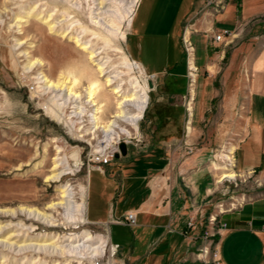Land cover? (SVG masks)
Wrapping results in <instances>:
<instances>
[{
    "label": "crops",
    "instance_id": "0c3cea01",
    "mask_svg": "<svg viewBox=\"0 0 264 264\" xmlns=\"http://www.w3.org/2000/svg\"><path fill=\"white\" fill-rule=\"evenodd\" d=\"M185 30L199 70L186 154L141 160L148 165L122 170L120 181L101 174L100 213L92 219L88 203L87 218L86 203V220L106 228L118 247L116 264H202L198 252L210 215L221 228L214 238L221 264H264V185L255 199L213 209V169L207 165L216 148H222L221 163L233 149L239 176L254 175L264 184V0L139 1L128 51L173 100L165 105H172L175 129L184 127ZM128 213L136 214V226L117 222ZM189 218H196L194 229L187 227Z\"/></svg>",
    "mask_w": 264,
    "mask_h": 264
},
{
    "label": "rangeland",
    "instance_id": "374dc122",
    "mask_svg": "<svg viewBox=\"0 0 264 264\" xmlns=\"http://www.w3.org/2000/svg\"><path fill=\"white\" fill-rule=\"evenodd\" d=\"M136 5L137 0H0V264H96L98 258H104L103 264H116L117 255L111 256L110 244L105 248V256L104 252L99 256L86 252L60 255L49 248L26 246L52 242L68 244L71 239H76L74 244H83L86 233H92L109 243L106 228L92 222L76 228L75 221L67 219L61 209L53 213L56 228L23 215L15 218L8 210L21 206L44 209L52 201L58 200L61 187H68L73 205L87 203L88 218L89 203L90 216L94 219L95 213H100L96 191L102 175L120 181L122 170H132L133 166L139 164L148 165L141 160L186 154L185 145L189 135L186 112L184 127L173 128V119L178 121L171 113L172 105L167 107L165 104L174 102L163 96L162 85L155 79L148 82L138 69L130 71L123 63V53L132 59L128 51L129 21ZM48 18L50 23L56 25L53 31L45 23ZM123 33L125 38L122 37ZM74 37H79L80 43H87L99 53L98 58L107 63L108 74H119L125 81L126 90L130 88L133 77L141 83L143 81L142 84L147 81L149 86V105L138 122L139 129H132V142L123 143L126 156L120 150V156L104 167L103 172L96 171L89 163V151L98 147L89 143L91 138L82 137L79 130L83 124L79 116H74L73 105L63 106L60 112L65 117L58 118L47 107L53 104L57 109V101L38 88L37 76L40 71L28 72L29 69L25 68L29 61L24 55L26 51H31L32 57L44 62L43 71L53 80L69 67L87 63V53L75 43ZM82 79L83 83H87V78ZM184 87L187 94L188 78ZM182 106L185 109L184 103ZM87 110L81 116H88L93 111L89 107ZM110 115L105 112L101 118L107 121ZM68 118L76 121L74 129L66 123ZM128 128L131 130V127ZM86 131H91V128ZM117 131L111 133L116 135ZM98 132L102 131L90 135L96 137ZM216 149L210 154L207 164L213 169V209L228 210L238 202L259 197V189L264 184L254 175L243 173V177H240L242 173L237 171L236 163L234 170L238 176L217 182L218 171L212 162L224 163L218 159L222 148ZM58 150H61L60 171L63 176L59 182H55L48 180V177L52 174L53 159L58 156Z\"/></svg>",
    "mask_w": 264,
    "mask_h": 264
},
{
    "label": "bare ground",
    "instance_id": "6f19581e",
    "mask_svg": "<svg viewBox=\"0 0 264 264\" xmlns=\"http://www.w3.org/2000/svg\"><path fill=\"white\" fill-rule=\"evenodd\" d=\"M139 1L140 0H137V5ZM135 11L136 9L134 10V14ZM132 19L133 17L130 18L129 21L130 26L132 24ZM45 23L49 24L50 31L55 30L56 25L50 23V18L45 20ZM122 37L125 38L124 33L122 34ZM80 42L81 39L79 37H76L75 43H77L81 47L82 51L87 53V63L77 64L74 67H69L66 71L62 73L60 72L57 79L55 80L50 78L43 71L44 62L40 59L32 57L31 51L24 52V55L29 59L28 64L25 68L29 69L28 72L36 69L40 71L37 76V79H39V82L37 84H40L38 88L42 91H45L44 94L51 95V99L53 101H57V109L53 104L47 105V107L58 118L62 119L63 117H65L60 111L61 108L63 106H67V104L73 105L75 117L85 114L86 111H89L87 110V108L89 107L90 109H93V111L90 112V115H88L89 123L93 125V129L92 127H90L91 131L93 130V135H96V131L101 130V133L109 134L110 137H112V139L114 140L119 139L122 136L132 137V129L136 131L139 129L138 122L143 118L145 110L146 108H148L149 86L147 81L142 84L143 81L141 83L138 78L133 77V79L130 81V88H127L126 90V88L124 87V79H121V76L119 74H115L113 76L108 74L109 72H107V63L102 62L103 60H100L98 58L99 53L97 54L96 51H94L87 43ZM122 59L123 63H126L127 68L130 71H133L135 69L139 70L138 65L133 62L126 53H123ZM139 72L141 74H144L142 70H139ZM82 77L87 78V83H83ZM84 104L86 106H84ZM105 112L111 114L108 117L107 121H104L101 118V116L105 114ZM65 121L67 124H70L71 129H74V126L76 124L75 120H72V118H68ZM128 126L131 127V130L128 128ZM116 130H118L116 134L117 136L111 133L116 132ZM232 152L233 149H231L230 153L223 155V160L226 163H212L214 169L218 171V183L227 178L235 179L238 176V174L234 170L235 164L232 157ZM60 153L61 150H58V156L53 159L54 167L51 170L52 174L48 177V180L59 182L63 176V172L60 171V167L62 165V157L59 156ZM59 209L64 211V216L67 219L75 221V224H77L76 228H81V226L87 223L85 217L86 205H73L72 194L68 187H61L58 200L52 201L44 209L21 206L18 209L8 210V213H10V215L14 216L15 218L19 215H23L28 219L38 221L49 227L56 228L57 225L54 224L55 219L53 213L58 212ZM1 229L2 228L0 227V231ZM85 237L86 239L83 244H80V242L74 244L73 242H75L76 239H71L68 244H58V242H52L27 244L26 246L31 247L32 245H36L40 249L49 248L52 249V252L60 253V255H78L84 254L85 252L93 256H99L103 252L104 256L106 255L105 248L109 244H111L110 242L108 243V241L103 240V238L101 237L96 238L92 233H86ZM109 246L110 251H112V246ZM103 259L104 258H98L96 264H103Z\"/></svg>",
    "mask_w": 264,
    "mask_h": 264
},
{
    "label": "built area",
    "instance_id": "2783aa9c",
    "mask_svg": "<svg viewBox=\"0 0 264 264\" xmlns=\"http://www.w3.org/2000/svg\"><path fill=\"white\" fill-rule=\"evenodd\" d=\"M215 41H220L222 39V35H217ZM183 45L187 57V78H188V91L185 96L184 106L186 116L188 118L187 128L191 125V120L194 116V104L196 99V90H197V82L199 70L194 62L195 57V47L190 38V32L188 30L184 31L183 34ZM155 76H147V81L154 79ZM81 120V127L79 131L83 134L82 137L91 138L90 144H95L98 149H93L89 151L88 160L94 166V169L99 172H103L104 167L110 165L113 160L116 158L118 153L120 152L121 144H128L132 142L131 138H119L112 139L109 134L98 132L97 136L94 138L92 131H86L93 125L89 123L88 116H79ZM78 117V118H79ZM93 129V127H92ZM187 153L192 154L193 149L191 147L187 148ZM220 211V210H219ZM201 211L199 210V213ZM205 220V218H204ZM117 222L126 224L130 227H134L137 224V216L135 213H128L124 218L119 219ZM218 217L210 215L207 220V225L210 227L206 228L202 234V243L198 252V260L202 264H221V259L219 257V247L217 242L214 240L217 233L220 232L221 228L217 226ZM187 227L190 229H194L196 227V218H189L187 223ZM111 245V244H110ZM112 246V245H111ZM117 246H112L111 256L115 257L117 252Z\"/></svg>",
    "mask_w": 264,
    "mask_h": 264
},
{
    "label": "water",
    "instance_id": "95a60500",
    "mask_svg": "<svg viewBox=\"0 0 264 264\" xmlns=\"http://www.w3.org/2000/svg\"><path fill=\"white\" fill-rule=\"evenodd\" d=\"M120 150H121V154L123 155V156H126V154H127V150H126V146L124 145V144H121V146H120ZM120 155H117L116 157L118 158Z\"/></svg>",
    "mask_w": 264,
    "mask_h": 264
}]
</instances>
